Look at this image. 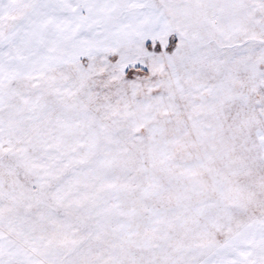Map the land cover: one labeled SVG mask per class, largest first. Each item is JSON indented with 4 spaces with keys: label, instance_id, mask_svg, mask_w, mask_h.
Instances as JSON below:
<instances>
[{
    "label": "snow or ice",
    "instance_id": "snow-or-ice-1",
    "mask_svg": "<svg viewBox=\"0 0 264 264\" xmlns=\"http://www.w3.org/2000/svg\"><path fill=\"white\" fill-rule=\"evenodd\" d=\"M0 264H264V0H0Z\"/></svg>",
    "mask_w": 264,
    "mask_h": 264
}]
</instances>
